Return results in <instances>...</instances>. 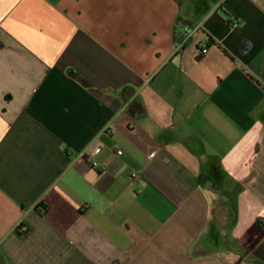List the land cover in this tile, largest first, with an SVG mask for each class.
I'll use <instances>...</instances> for the list:
<instances>
[{"label":"crops","instance_id":"crops-1","mask_svg":"<svg viewBox=\"0 0 264 264\" xmlns=\"http://www.w3.org/2000/svg\"><path fill=\"white\" fill-rule=\"evenodd\" d=\"M263 218L264 0H0V264H264Z\"/></svg>","mask_w":264,"mask_h":264},{"label":"built area","instance_id":"built-area-1","mask_svg":"<svg viewBox=\"0 0 264 264\" xmlns=\"http://www.w3.org/2000/svg\"><path fill=\"white\" fill-rule=\"evenodd\" d=\"M208 52V49L207 48H205L204 50H203V53H207ZM93 163V165L94 166H96V167H98L99 166V164H98V162H92ZM133 176H137V174L135 173V174H133ZM262 221H263V223H264V218L262 219Z\"/></svg>","mask_w":264,"mask_h":264}]
</instances>
